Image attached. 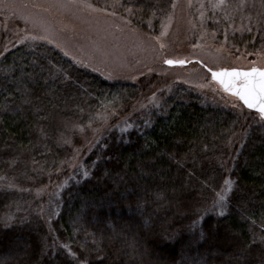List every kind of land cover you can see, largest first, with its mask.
I'll return each mask as SVG.
<instances>
[{
	"label": "trees",
	"instance_id": "obj_1",
	"mask_svg": "<svg viewBox=\"0 0 264 264\" xmlns=\"http://www.w3.org/2000/svg\"><path fill=\"white\" fill-rule=\"evenodd\" d=\"M88 1L151 38L174 10ZM204 30L230 57L264 56V0L208 7ZM105 74L32 39L1 52L0 264H264V120L157 75ZM155 96L159 111L135 112Z\"/></svg>",
	"mask_w": 264,
	"mask_h": 264
},
{
	"label": "rangeland",
	"instance_id": "obj_2",
	"mask_svg": "<svg viewBox=\"0 0 264 264\" xmlns=\"http://www.w3.org/2000/svg\"><path fill=\"white\" fill-rule=\"evenodd\" d=\"M222 3L223 0H174L173 13L160 36L151 38L133 32L115 15L95 9L88 0H0V8L9 17L5 31L14 32L0 47V54L15 43L32 39L54 45L77 64L106 73L112 79L124 77L136 81V76L145 72L162 77L167 88L189 86L228 110L242 111L240 101L225 94L198 64L200 61L212 70L264 69L263 55L230 57L224 47L202 44L211 42L204 30L208 7L217 9ZM168 60L190 65L168 67L165 65ZM157 101L155 96L135 112L152 104L159 111ZM232 188L233 182L228 180L221 194L224 199L220 197L218 203L219 213L226 210Z\"/></svg>",
	"mask_w": 264,
	"mask_h": 264
},
{
	"label": "snow or ice",
	"instance_id": "obj_3",
	"mask_svg": "<svg viewBox=\"0 0 264 264\" xmlns=\"http://www.w3.org/2000/svg\"><path fill=\"white\" fill-rule=\"evenodd\" d=\"M168 64L174 63L172 60L166 61ZM179 63H184L179 61ZM213 77L219 79L226 91H233L235 95L244 102L249 109L258 111L262 118H264V72H258L252 69L251 72L237 73V72H221L213 73ZM229 77L230 79H224ZM243 77L242 86L239 89L235 88V78ZM224 198L221 197V200Z\"/></svg>",
	"mask_w": 264,
	"mask_h": 264
},
{
	"label": "water",
	"instance_id": "obj_4",
	"mask_svg": "<svg viewBox=\"0 0 264 264\" xmlns=\"http://www.w3.org/2000/svg\"><path fill=\"white\" fill-rule=\"evenodd\" d=\"M174 63L172 64H168V63H165L166 66L168 67H183V66H188L190 65L189 62H185L183 61L184 63H179V61H173ZM252 69H256L258 72H264V69H258V68H252ZM252 69H222V70H212V69H209L206 67V70L209 72V74L211 75V79L214 83H216L221 89L222 91H224L226 94L228 95H231V96H234L236 97L240 103L242 104V106L248 110V111H251V112H254L256 114H258L260 117V113L258 111H256L255 109H249L245 104L244 102L239 98V96L235 95L233 91H226L223 87V85L220 84L219 82V79H216L213 77V73H221V72H226V73H231V72H237V73H244V72H251ZM224 79H230L229 77H224ZM235 82V88L236 89H239L241 86H242V83H243V77H240V78H235L234 80ZM262 118V117H261ZM264 120V118H262Z\"/></svg>",
	"mask_w": 264,
	"mask_h": 264
}]
</instances>
